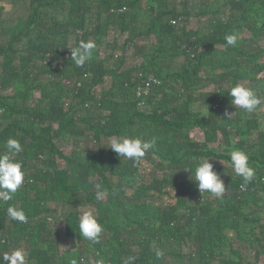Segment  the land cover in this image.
Segmentation results:
<instances>
[{
    "label": "trees",
    "instance_id": "1",
    "mask_svg": "<svg viewBox=\"0 0 264 264\" xmlns=\"http://www.w3.org/2000/svg\"><path fill=\"white\" fill-rule=\"evenodd\" d=\"M19 2L0 0V153L17 139L25 173L0 199V264L16 248L26 264H264V0ZM89 40L78 67L71 49ZM148 74L159 85L140 99ZM238 83L260 98L251 113L231 103ZM124 136L156 143L134 161L108 145ZM205 158L220 198L193 178ZM86 210L98 243L79 232Z\"/></svg>",
    "mask_w": 264,
    "mask_h": 264
},
{
    "label": "clouds",
    "instance_id": "2",
    "mask_svg": "<svg viewBox=\"0 0 264 264\" xmlns=\"http://www.w3.org/2000/svg\"><path fill=\"white\" fill-rule=\"evenodd\" d=\"M225 39L228 45L235 46L238 36L236 34H229L225 36ZM95 48V42L89 40L87 42L81 41L75 49H71V57L76 66L82 67L89 61ZM229 95L232 98L231 103L233 105L246 110L248 113L253 112L261 102L252 88L239 83L230 89ZM225 115L229 119L232 116L231 113L227 112ZM155 143V138L144 140L140 137L124 136L112 138L108 145L118 155L139 161L149 150L154 148ZM5 148L7 151L0 153V199L9 201L23 184L25 173L22 162L16 158L23 150L20 142L15 138H9L6 141ZM230 159L236 175L242 177L245 182L251 181L255 175V169L249 165V157L246 152L239 149L233 150L230 153ZM193 178L197 182L201 193L209 192L220 198L225 192L224 182L208 158L196 163ZM97 187L100 186L97 185ZM103 195V192H98L97 199H102ZM7 214L13 220L22 223L27 222L23 209L10 205L7 209ZM79 232L85 239L93 243L100 241L103 226L91 210L84 211L80 216ZM156 255L161 256L163 253L157 251ZM2 260L5 264H26L24 249L16 248L12 251L4 252ZM97 264H106V262L99 260Z\"/></svg>",
    "mask_w": 264,
    "mask_h": 264
},
{
    "label": "built area",
    "instance_id": "3",
    "mask_svg": "<svg viewBox=\"0 0 264 264\" xmlns=\"http://www.w3.org/2000/svg\"><path fill=\"white\" fill-rule=\"evenodd\" d=\"M157 85H159V80L156 79L152 74H148L146 80L143 81L142 84L137 87L136 96L140 99L144 98L146 95L149 94L151 87ZM140 105H142V103Z\"/></svg>",
    "mask_w": 264,
    "mask_h": 264
},
{
    "label": "rangeland",
    "instance_id": "4",
    "mask_svg": "<svg viewBox=\"0 0 264 264\" xmlns=\"http://www.w3.org/2000/svg\"><path fill=\"white\" fill-rule=\"evenodd\" d=\"M10 1V0H9ZM19 4H22V0H19ZM16 5V4H15ZM18 5V4H17ZM13 13V14H12ZM11 13V18H8L9 20H13L15 18V16H18V14H21V12L19 11V6H15V10L14 12Z\"/></svg>",
    "mask_w": 264,
    "mask_h": 264
}]
</instances>
